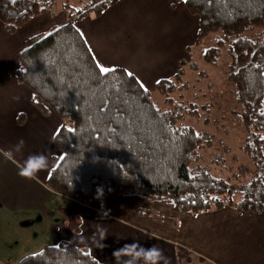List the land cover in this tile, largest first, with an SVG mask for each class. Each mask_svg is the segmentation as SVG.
Instances as JSON below:
<instances>
[{
  "label": "trees",
  "instance_id": "1",
  "mask_svg": "<svg viewBox=\"0 0 264 264\" xmlns=\"http://www.w3.org/2000/svg\"><path fill=\"white\" fill-rule=\"evenodd\" d=\"M174 1L183 2L199 18L195 45L222 34L214 47L203 52V59L217 65L227 48L231 60L227 79L235 87L248 135L241 149L257 167L255 179L238 188L202 166V151L213 139L182 123L187 115L199 114V107L188 105L182 94L188 89L184 61L176 76L157 84L164 107L126 69L107 73L101 69L76 23L88 15L101 17L119 0H90L73 12L64 5L67 22L27 39L18 57L16 79L32 92L33 105L62 120L54 137L59 155L46 187L83 205L101 195H138L171 204L180 213L230 208L260 215L264 212V0ZM58 2L0 0V21L8 34H15L32 20L52 14ZM249 32L255 34L246 37ZM212 161L220 164L222 156ZM18 264L101 263L87 250L62 242L25 256Z\"/></svg>",
  "mask_w": 264,
  "mask_h": 264
},
{
  "label": "crops",
  "instance_id": "2",
  "mask_svg": "<svg viewBox=\"0 0 264 264\" xmlns=\"http://www.w3.org/2000/svg\"><path fill=\"white\" fill-rule=\"evenodd\" d=\"M174 3L119 0L101 17L88 15L76 24L101 69L124 68L155 92L160 81L180 72L181 61H188L200 27L183 2ZM67 20L64 12L56 20L46 14L15 34L0 21V258L18 264L68 242L101 264H264V212L225 208L194 215L176 212L171 204L107 195L83 205L46 187L59 155L54 137L62 120L33 105L32 92L18 83L15 71L27 39ZM30 155H43L47 167L24 175ZM146 206L158 217L137 213ZM153 247L161 256L150 260L146 253Z\"/></svg>",
  "mask_w": 264,
  "mask_h": 264
},
{
  "label": "rangeland",
  "instance_id": "3",
  "mask_svg": "<svg viewBox=\"0 0 264 264\" xmlns=\"http://www.w3.org/2000/svg\"><path fill=\"white\" fill-rule=\"evenodd\" d=\"M89 3L90 0H59L58 6L52 12L53 18L55 17L56 20V16L62 14L64 5H69L70 11L73 12L86 7ZM255 33L249 32L246 37H252ZM221 37L220 33L212 34L200 45H195L189 50L188 61L183 60L186 64L184 82L188 85V89L182 94L188 105L196 104L199 107V114L196 116L187 115L182 123L185 126L193 127L197 133H204L212 137L213 144L202 151V166L208 168L213 175L223 178L239 188L243 184H250L255 179L254 173L257 171V167L241 149L248 135L241 122L242 108L237 100L235 87L227 79L231 60L227 48L222 50L217 65L208 64L203 59V52L214 47ZM193 66L198 69H192ZM151 93L156 104L164 107V98L156 90ZM177 94L180 96V93ZM204 106L206 108H203ZM217 156H222V161L220 164L213 165L212 160ZM113 197L124 198L125 201L126 198H131L137 200L136 202H148L147 204L154 202L144 200L138 195ZM150 208V206H146V208L138 210L137 213L142 212L141 216L157 218L158 213ZM148 212H152V215H145ZM5 263V259L0 258V264Z\"/></svg>",
  "mask_w": 264,
  "mask_h": 264
},
{
  "label": "clouds",
  "instance_id": "4",
  "mask_svg": "<svg viewBox=\"0 0 264 264\" xmlns=\"http://www.w3.org/2000/svg\"><path fill=\"white\" fill-rule=\"evenodd\" d=\"M29 163H32L34 165H37L36 167L29 170L28 165ZM25 164L27 166V171L22 170V174L25 175L27 172V175H35V172L39 170L40 168L47 167V159L43 155H30L28 159L25 161ZM146 256L148 259H157L161 256V253L159 250H157L155 247H153L151 250H149L148 253H146Z\"/></svg>",
  "mask_w": 264,
  "mask_h": 264
},
{
  "label": "snow or ice",
  "instance_id": "5",
  "mask_svg": "<svg viewBox=\"0 0 264 264\" xmlns=\"http://www.w3.org/2000/svg\"><path fill=\"white\" fill-rule=\"evenodd\" d=\"M13 2H15V0H13ZM105 73H107L109 71V69L107 68H104L102 69ZM32 167H36V165H32ZM25 174H28L27 172Z\"/></svg>",
  "mask_w": 264,
  "mask_h": 264
}]
</instances>
